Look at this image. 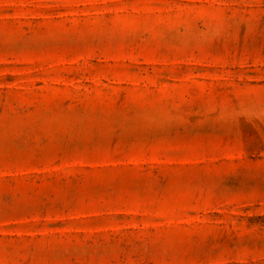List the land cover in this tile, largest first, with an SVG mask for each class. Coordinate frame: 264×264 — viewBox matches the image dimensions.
Here are the masks:
<instances>
[{
    "label": "rangeland",
    "instance_id": "374dc122",
    "mask_svg": "<svg viewBox=\"0 0 264 264\" xmlns=\"http://www.w3.org/2000/svg\"><path fill=\"white\" fill-rule=\"evenodd\" d=\"M0 264H264V0H0Z\"/></svg>",
    "mask_w": 264,
    "mask_h": 264
}]
</instances>
